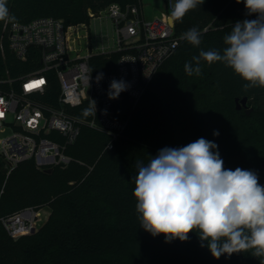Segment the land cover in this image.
I'll list each match as a JSON object with an SVG mask.
<instances>
[{"label":"trees","instance_id":"trees-1","mask_svg":"<svg viewBox=\"0 0 264 264\" xmlns=\"http://www.w3.org/2000/svg\"><path fill=\"white\" fill-rule=\"evenodd\" d=\"M112 2L125 6L139 0H6L13 19L0 20V77H15L25 65L7 45L6 22L39 16L62 18L66 25L88 22L90 10L97 13ZM255 18L246 15L243 2L204 0L182 21L175 20L176 34L195 26L201 44L182 39L135 106L127 99L115 104L116 115L128 124L112 148L106 147L105 133L82 126L66 149L73 157L67 165L40 168L31 159L7 176L0 162V217L28 206L50 211L36 232L19 237L10 236L0 222V264H261L253 250L215 259L195 229L185 241L152 236L139 225L133 196L138 162L147 164L160 149L183 147L201 137L218 145L226 169L256 171L264 185V87L245 88L247 82L221 62L202 60L198 76L184 71L201 49L222 53L224 37L236 21ZM118 55L95 56L93 71L115 69ZM52 86L56 96L55 79ZM244 96L254 107L249 114L236 108L235 99ZM84 107L72 111L78 114Z\"/></svg>","mask_w":264,"mask_h":264},{"label":"built area","instance_id":"built-area-1","mask_svg":"<svg viewBox=\"0 0 264 264\" xmlns=\"http://www.w3.org/2000/svg\"><path fill=\"white\" fill-rule=\"evenodd\" d=\"M161 2L154 6L159 14L149 19L142 3L112 2L97 13L90 10L91 19H110L113 27L112 35L102 32V44L96 49L90 42L81 46L83 38H90V22L66 25L52 16L6 22L7 45L25 63L19 75L0 77V131L10 129L0 137V162L7 176L31 159L40 168L69 164L73 157L66 149L76 142L82 126L105 133L109 137L106 147L114 146L128 124L116 115L115 104L127 99L135 106L182 40L170 15L176 0ZM112 53L119 54L115 69L95 73L93 58ZM101 73L103 78L97 82ZM54 79L59 85L56 96L51 95ZM114 79L125 81L128 87L110 99ZM30 84L35 86L27 87ZM49 94V99L44 98ZM79 106L85 107L74 113L72 109ZM90 108L93 114L86 115ZM48 216L45 208L28 206L0 217V222L10 236L19 237L36 232Z\"/></svg>","mask_w":264,"mask_h":264},{"label":"clouds","instance_id":"clouds-1","mask_svg":"<svg viewBox=\"0 0 264 264\" xmlns=\"http://www.w3.org/2000/svg\"><path fill=\"white\" fill-rule=\"evenodd\" d=\"M203 2L176 0L170 15L182 21ZM236 2H243L246 15L256 18L237 21L224 37L222 53L201 49L185 63L184 71L198 76L202 60L209 65L221 62L247 82L245 88L264 87V0ZM5 19L13 17L6 0H0V20ZM201 35L193 26L181 39L199 47ZM102 78L101 73L97 82ZM127 87L123 80H112L109 98H118ZM85 114H93L92 109H86ZM213 135L219 136V131ZM137 168L133 196L139 225L146 232L154 237L163 234L170 242L187 240L195 229L215 259L253 250L252 255L262 258L264 264V185L256 171L226 169L218 145L203 137L183 147L162 148L147 164L138 162Z\"/></svg>","mask_w":264,"mask_h":264},{"label":"rangeland","instance_id":"rangeland-1","mask_svg":"<svg viewBox=\"0 0 264 264\" xmlns=\"http://www.w3.org/2000/svg\"><path fill=\"white\" fill-rule=\"evenodd\" d=\"M143 4L144 12L146 14V18H151L155 14H159V11L155 7H159L162 5L161 0H139L138 3L134 4ZM155 6V7H154ZM62 19V18H61ZM91 20V17H90ZM86 22L87 24L90 22ZM102 32L109 34H113V27L111 26V20L110 19H92L90 26L88 28V34H90V38H83L82 41V47H85V44L90 42L92 44L93 49H96V47L100 46L102 44V38L101 34ZM82 33H85L84 30H82ZM96 64V63H95ZM263 106H264V101H263ZM10 132V129H8L6 132L5 131H0V137L6 136ZM45 211L49 213V209L45 208Z\"/></svg>","mask_w":264,"mask_h":264},{"label":"water","instance_id":"water-1","mask_svg":"<svg viewBox=\"0 0 264 264\" xmlns=\"http://www.w3.org/2000/svg\"><path fill=\"white\" fill-rule=\"evenodd\" d=\"M235 102H236V108L238 110L245 109V112L247 114H249L254 109V107L250 105V98L248 96H244L242 98L237 97L235 99ZM261 166L264 168V160L262 161Z\"/></svg>","mask_w":264,"mask_h":264},{"label":"snow or ice","instance_id":"snow-or-ice-1","mask_svg":"<svg viewBox=\"0 0 264 264\" xmlns=\"http://www.w3.org/2000/svg\"><path fill=\"white\" fill-rule=\"evenodd\" d=\"M39 83H42V81H40V82H36V84H39ZM33 86H35V84H30V85H28L27 87L31 88V87H33Z\"/></svg>","mask_w":264,"mask_h":264},{"label":"flooded vegetation","instance_id":"flooded-vegetation-1","mask_svg":"<svg viewBox=\"0 0 264 264\" xmlns=\"http://www.w3.org/2000/svg\"><path fill=\"white\" fill-rule=\"evenodd\" d=\"M250 105H252L253 106V104L250 102Z\"/></svg>","mask_w":264,"mask_h":264},{"label":"crops","instance_id":"crops-1","mask_svg":"<svg viewBox=\"0 0 264 264\" xmlns=\"http://www.w3.org/2000/svg\"><path fill=\"white\" fill-rule=\"evenodd\" d=\"M92 20V19H91ZM91 20H90V23H91Z\"/></svg>","mask_w":264,"mask_h":264}]
</instances>
